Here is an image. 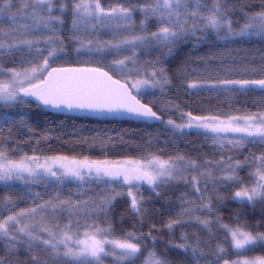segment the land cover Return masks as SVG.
I'll list each match as a JSON object with an SVG mask.
<instances>
[{
    "label": "snow or ice",
    "instance_id": "6c2138e0",
    "mask_svg": "<svg viewBox=\"0 0 264 264\" xmlns=\"http://www.w3.org/2000/svg\"><path fill=\"white\" fill-rule=\"evenodd\" d=\"M237 14L239 19L234 20ZM103 30L110 39L101 38ZM211 35L220 40L264 38V0H118L108 7L101 0H0V56L22 54L17 64L6 67L0 62V131L18 117L6 109L36 101L38 107L56 111L160 121L179 138L195 130L214 146L213 151L235 153L217 159H193L179 151L167 157L148 151L120 160L36 152L13 158L0 144V184L75 182L78 196L93 183L102 186L100 192L79 200L62 198L56 191L50 199L41 203L34 199L33 207L19 211H13L10 197L5 198L9 214L0 217V264H104L107 257L115 264L141 259L142 264H171V258L157 250L161 233L155 223H149L147 234L129 231L117 237L112 212L117 197L126 195L131 213L143 225L149 216L146 199L168 202L167 189L177 185L185 187L176 197L178 211L164 222L169 234L177 225H192L212 240L216 231L223 238L213 247L182 233L180 242L171 241L168 248L190 257L191 264H264V256L248 255L256 247L264 248V231L250 228L244 216L246 210L264 206V150L243 151L250 145L264 149V110L224 116L188 111L177 123L165 121L153 110V102H143L146 94L158 90L163 95L171 85L165 59L175 56L181 45H199ZM66 38L77 59L88 57L82 66L59 65L66 59ZM152 49L160 56L141 62L140 53L150 54ZM92 54H101L99 62L108 55L113 59L105 66H91ZM221 86L233 93L256 88L264 93V78L187 82L191 89ZM246 169L250 182L240 175ZM145 190L150 192L147 198ZM229 200L238 207L225 222ZM62 213L68 214L67 223L61 224Z\"/></svg>",
    "mask_w": 264,
    "mask_h": 264
},
{
    "label": "trees",
    "instance_id": "16d2710c",
    "mask_svg": "<svg viewBox=\"0 0 264 264\" xmlns=\"http://www.w3.org/2000/svg\"><path fill=\"white\" fill-rule=\"evenodd\" d=\"M117 2L118 0H101L105 7L115 5ZM255 6L253 5V7ZM235 19H239V14L234 17ZM139 20L140 17L137 15V24H139ZM149 28L155 30V24L150 23ZM67 29L68 24L66 23L65 37L68 35ZM110 38L109 34L102 39ZM65 44L67 45L66 59L60 60L59 65L82 66L88 57L81 55L77 59L73 45L67 38ZM21 55V53L3 55L0 56V62H3L6 67L17 64ZM92 55L93 64L91 66H105L113 59L112 55H108L106 60L99 62L101 54ZM159 56L160 52L152 49L150 54L141 52L140 60L141 62L154 61ZM164 66L172 81L171 85L163 95L158 91L155 95L146 94L143 97V102H153V110L163 115L165 121L171 118L177 123H181L182 112L188 111L194 114L213 112L224 116L225 114L264 110V93L260 89L239 90L233 93L222 88L191 89L187 87V82L194 80L215 82L223 79L264 78V38L253 36L251 38L220 40L215 35H211L205 43L181 45L175 56L164 60ZM5 111L18 113L16 122L5 125L0 131V144L8 149V154L13 158H18L24 153L31 155L33 152L40 155H67L78 159L86 156L89 159L97 160L139 158L148 151L158 152L162 157L179 151L193 159H203L205 156L217 159L220 155H235L233 152L213 151L214 146L210 142H205L203 136L196 135L195 131L188 133L183 138H179V135L174 137L165 124L149 125L128 121L53 115L42 107H38L34 102L31 105ZM21 117L24 123H21ZM262 150L264 149L259 146L250 145L243 151L246 154L248 152L259 154ZM248 171L246 169L240 173L246 182H250ZM101 187L93 183L83 196H78L75 182L65 185L49 184L48 186L44 184L25 186L0 184V217H6L9 214L8 209L3 206L6 203L5 198L8 197L14 202L13 211H19L33 207L34 199L36 203L50 199L56 191L60 192L62 198L71 197L73 200H79L88 195H95L100 192ZM184 187V185H177L167 189L171 197L168 202L155 197L150 200L146 199L145 202L149 205V216L145 217L143 225L131 213L128 197L126 195L117 197L114 205L115 210L112 212L114 234L117 237L129 231L147 234L149 223H155L161 233L156 241L157 250L170 257L171 264H191L190 257L184 256L177 249L167 247L171 241L180 242L181 234L186 233L190 240L198 237L202 244L210 242L214 247L216 242L196 226L177 225L172 234H169L163 227L165 220L178 211L176 197ZM143 188L147 189V185H144ZM117 190L119 191V189ZM36 193H39L40 197H35ZM143 194L146 198L150 196V192L146 190L143 191ZM237 207L235 202L231 200L227 202V207L223 211L225 222L230 221V212ZM262 215H264V206H257L254 211L249 209L244 213L250 228L259 226L260 230L264 231ZM64 223H67V219ZM219 233L222 235V232L216 231V236ZM153 235H156L155 231ZM147 247L151 248L152 244L149 242ZM248 255L249 257L264 256V248L256 247ZM230 258L235 259V256ZM135 264H142V259L137 260Z\"/></svg>",
    "mask_w": 264,
    "mask_h": 264
},
{
    "label": "water",
    "instance_id": "95a60500",
    "mask_svg": "<svg viewBox=\"0 0 264 264\" xmlns=\"http://www.w3.org/2000/svg\"><path fill=\"white\" fill-rule=\"evenodd\" d=\"M32 102L37 104L36 101H32ZM43 109H45L50 114L59 115V116H65V117H80V118L97 119V120H118V121L134 122V123H144V124H149V125H155V124L162 125V124H164V123H162L160 121H156V120L145 121V120L137 119L135 117H131V116H128L126 114L120 115V116H115V115H110V114H107V113L100 114V113H92V112L80 111V110L56 111V110H53V109H50V108H43Z\"/></svg>",
    "mask_w": 264,
    "mask_h": 264
},
{
    "label": "rangeland",
    "instance_id": "374dc122",
    "mask_svg": "<svg viewBox=\"0 0 264 264\" xmlns=\"http://www.w3.org/2000/svg\"><path fill=\"white\" fill-rule=\"evenodd\" d=\"M107 35H109V33H108L107 30H103L100 33L101 38H106ZM200 88H208V87H200ZM219 88L227 89V87H225V86H221ZM256 89H259V88H256ZM156 91H158V90H156ZM193 131H195V130H193ZM10 185H21V186H25V184L22 181H15V182H12ZM67 216H68L67 213H62L61 214V216H60L61 224L64 223V221L67 219ZM222 236H223V233H222V235H221V233H219V235L216 236L215 242H217L218 240H221L223 238ZM104 264H115L114 258L113 257H107L104 260Z\"/></svg>",
    "mask_w": 264,
    "mask_h": 264
}]
</instances>
